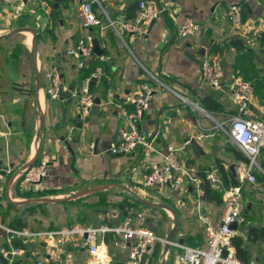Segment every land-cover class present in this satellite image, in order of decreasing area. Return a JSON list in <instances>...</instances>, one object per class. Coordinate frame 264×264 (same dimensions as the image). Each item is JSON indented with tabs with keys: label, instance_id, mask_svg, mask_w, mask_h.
I'll return each mask as SVG.
<instances>
[{
	"label": "crops",
	"instance_id": "obj_1",
	"mask_svg": "<svg viewBox=\"0 0 264 264\" xmlns=\"http://www.w3.org/2000/svg\"><path fill=\"white\" fill-rule=\"evenodd\" d=\"M85 1L7 3L0 0V203L19 208L35 204L47 208L70 206L76 222L69 226L63 225L60 215L40 214L38 209L33 215L23 216L27 221L25 228L34 231L113 227L129 214L138 213L142 219L135 220L134 224L165 240L175 217L177 228L173 243L202 247L206 240L197 212H205L218 220L223 212V196L221 203L203 199L198 174L213 171L219 181L222 174L232 175L240 185V168L246 164L241 160L246 157L220 127L228 126L233 117L256 120L264 116V0H153L160 13L149 34L142 38L121 29L119 35L111 28L103 32L83 29L76 7ZM139 1L98 0L105 15L117 24L137 16ZM42 2L49 6V15ZM231 6L241 8L240 27L228 20ZM94 11L106 23L96 4ZM188 19L197 30L181 38L179 28ZM16 30L20 31L14 33ZM87 34L94 37L101 55L95 54L87 61L86 68L79 70L66 51ZM101 56L108 60L101 61ZM201 58L220 61L219 88H212L200 79ZM35 66L41 80L39 90ZM51 68L59 70L65 93H69L65 98L52 100L46 96ZM97 68H103L105 78L91 86L95 105L82 120L78 107L80 84L84 76ZM148 74L156 76L164 86H157ZM141 83L150 84L156 90L140 122L149 148H137L125 156L112 155L108 148L119 141L124 122L117 108L104 105L107 93L113 92L115 103L124 106V98ZM240 84L248 88L245 100L237 103L233 92ZM171 149L177 150L181 164L195 171L198 186L177 173L172 187L146 188L143 180L148 167ZM34 159L35 166L45 164L46 176L38 191L44 196L24 198L23 192L37 193L27 189L19 176L20 170ZM258 160L264 169V152ZM256 172L252 173L256 183L245 182L241 196L246 195L245 191L248 196L252 194L253 190H245L246 185L257 187L258 191L264 189V183L256 180ZM220 188L221 182L219 187L211 189L220 191ZM246 210L249 214L253 212L250 206ZM81 219L88 224H79ZM249 219L247 225L264 224V219L254 216ZM238 233L237 237H243L241 224ZM108 235L112 238L107 242ZM7 239L6 233L0 234V251L7 252L6 264H37L38 256L45 259L47 252L55 250L62 253L63 264H89L87 249L76 247L74 239L57 244V248L52 242L8 243ZM96 240L104 264H123L128 253L127 243L112 233L99 235ZM16 242L25 249L13 247ZM157 246L159 251L155 255ZM248 246L254 258L252 262L264 264V245ZM163 248V243L153 246V260L146 264H169L170 257L175 259L179 253L177 247L170 245L164 259Z\"/></svg>",
	"mask_w": 264,
	"mask_h": 264
},
{
	"label": "built area",
	"instance_id": "obj_2",
	"mask_svg": "<svg viewBox=\"0 0 264 264\" xmlns=\"http://www.w3.org/2000/svg\"><path fill=\"white\" fill-rule=\"evenodd\" d=\"M11 3L15 0H1ZM98 5L106 17L104 23L94 11V5ZM45 13L50 14V8L45 3H41ZM138 14L135 18L125 20L117 24L110 20L100 6L98 0H86L76 7V14L81 27L85 30L98 29L103 32L106 28H111L119 35V29L126 34L136 38L146 37L149 34L150 24L154 21L160 10L153 0H141L137 4ZM228 20L234 26H242V13L239 6H231L228 12ZM197 30V26L191 20H185L179 28V36L186 38L191 36ZM94 37L87 34L75 43V45L66 51V56L72 59L77 69L86 68L87 61L95 57L93 50ZM264 49V47H263ZM103 62L107 57H99ZM198 74L203 82L209 84L212 88H219L222 76V66L218 59L206 61L205 59L199 65ZM157 86L164 85L156 78L148 74ZM105 78L103 68H97L85 77L80 84L78 107L80 118L84 120L90 109L95 105L94 95L91 91V82H100ZM49 84L45 90L46 96L52 100L60 99V92H65L59 70L51 68L48 73ZM246 84H240L233 92V100L240 103L246 98ZM155 88L147 83H141L135 86L124 98V106H118L115 103L113 92L107 93L104 105L117 108L120 118L124 122V129L120 131L119 141L108 148V152L115 156H125L131 154L135 149L149 148V143L145 132L140 127L144 112L155 94ZM130 107V109L128 108ZM227 129L221 126V130L233 141L237 149L246 157L247 163L240 168V185L226 190L223 194V212L218 220H214L205 212H197V221L201 226L205 245L202 247L185 246L174 244L179 253L174 259V264H254V262L242 263L235 255L232 246V239L238 236V226L244 222L241 214L240 200L242 185L245 182L253 184L255 177L253 171H258L264 176V171L257 163L261 152L264 151V116L261 119L248 120L241 117H233L229 120ZM36 149L39 148V141H36ZM177 173H180L188 182L198 186L199 179L193 169L187 168L181 164L178 152L175 149L169 150L157 162L150 164L148 172L144 176L143 184L146 188L157 186H173ZM19 176L22 184L35 192L40 190V184L46 176L45 164L23 167ZM205 181L210 188L220 186V181L213 171L205 174ZM142 219L141 214H129L122 223L113 226H101L98 228H86L82 226L72 228H62L56 231H34L28 228L11 229L0 225V228L7 234L8 243L14 241L26 242L34 240L37 242H52L53 247L62 244L65 240L74 239L76 247L87 249L90 258L89 264H104L102 260L103 253L100 252L97 243V236L106 233H112L122 242L128 244L127 257L123 264H139L142 255H149L148 261H151V248L157 243L165 244V240L157 236L153 231L142 226H136L135 220ZM237 224V229L233 230L231 226ZM87 236L85 243L82 244L84 236ZM57 248V247H56ZM16 252V251H15ZM15 252H12L15 253ZM165 254L162 258L165 259ZM2 258H6L7 252L0 251ZM46 264H63L62 253L58 250L47 252L45 256ZM147 261V262H148ZM0 260V264H1ZM37 264H43L37 261Z\"/></svg>",
	"mask_w": 264,
	"mask_h": 264
},
{
	"label": "trees",
	"instance_id": "obj_3",
	"mask_svg": "<svg viewBox=\"0 0 264 264\" xmlns=\"http://www.w3.org/2000/svg\"><path fill=\"white\" fill-rule=\"evenodd\" d=\"M87 76L88 75L84 76L83 79ZM241 160L242 162L247 163V159L241 157ZM259 166L261 167V165ZM198 176L199 178H201L200 187L204 193L203 199H207L209 201H215L216 203L222 202V196L224 194V191L236 187L238 185V180L235 176L232 175L226 176L225 174H222L220 176V182H221L220 191L212 190L204 179L205 174H198ZM255 176L258 182L264 183V176L262 174L256 172ZM21 195L24 198H37L40 196H44L43 192L33 193L30 191L23 192V194ZM61 203L65 204L66 202H61ZM40 207L41 204H35L32 206L23 205L22 208H19L14 204H9L7 206H4L2 203H0V224L2 226L5 225V227L11 229L25 228L27 227V221L26 219L23 218V216L33 215L37 209H40ZM12 213H16V214L19 213V215L12 216ZM247 223L248 222L244 220V222L241 224L243 230V237L239 236L232 239V246L235 250V255L237 259L242 263H249L252 262L254 259L248 245H261V244L264 245V224H257L254 226V225H247ZM0 234H5V233H3L2 230H0ZM111 238H112L111 235H108L106 237L107 242ZM12 246L15 248H21L23 250L25 249L18 242L13 243ZM4 248L6 249L7 246L4 245ZM158 251H159V247L157 246L154 251L155 255H157ZM0 260L2 261L3 264H6V260L2 258L1 255H0ZM173 260L174 258L173 256H171L169 260V264H172Z\"/></svg>",
	"mask_w": 264,
	"mask_h": 264
},
{
	"label": "rangeland",
	"instance_id": "obj_4",
	"mask_svg": "<svg viewBox=\"0 0 264 264\" xmlns=\"http://www.w3.org/2000/svg\"><path fill=\"white\" fill-rule=\"evenodd\" d=\"M25 63L28 66L29 65V57L26 56L25 57ZM227 127L224 128V130H226ZM259 158V157H258ZM257 163L259 164V160L257 159ZM264 171V170H263ZM258 172V171H257ZM261 174V173H260ZM256 183V181L254 182V184ZM249 188L252 191L251 196L247 195L248 191H245L246 195L241 196V200H240V207H241V213L244 217H246V221L250 222L251 216H254L255 219H264V197L262 195L263 192L264 193V189L262 190H257V187H252L250 188L248 185L245 186V190ZM67 205V204H66ZM61 205L59 207H52V208H47L46 205H43L40 209H38V212L40 210V214L44 213V214H58L60 215V218L62 219L63 225L64 226H69L72 223H75L76 220L75 218H73V215L70 213V206L69 205ZM247 206H250L251 209H253L252 213H248V211L246 210ZM58 208L59 210L57 211ZM45 216V215H44ZM79 224L86 226L88 224V222L86 220H82L79 222ZM153 259L151 258V261ZM154 262V261H153Z\"/></svg>",
	"mask_w": 264,
	"mask_h": 264
},
{
	"label": "water",
	"instance_id": "obj_5",
	"mask_svg": "<svg viewBox=\"0 0 264 264\" xmlns=\"http://www.w3.org/2000/svg\"><path fill=\"white\" fill-rule=\"evenodd\" d=\"M157 8L159 9V6H157ZM106 12L109 13V9H106ZM154 23H155V20L151 22V24H150V28L154 25ZM19 31H20V30H16L14 33H17V32H19ZM33 35H34V37H33V40H32V48H31V52H32V55L34 56V55H35V50H36V49H35V34H33ZM232 45L235 46L234 43H232ZM93 50H94V53H95L96 55H98V56L101 55V50L99 49V46H98V44H97L96 41H94V44H93ZM203 60H204V58H201V59L199 60V65L201 64V62H202ZM34 70H35L36 85H37V86H36V89L39 90V89L41 88L40 75H39V73H38V71H37L36 66H35ZM93 84H94V82H91V86H92ZM67 95H69V93L60 92V98H61V99H62V98H65ZM96 104H97V103H96ZM38 110L41 111V109L39 108V106H38ZM34 161H35V159L32 160L31 162H29V163L27 164V166H28V167L32 166L33 163H34ZM230 170H233V166H230ZM158 207H160V208H164V209H169V208H166V206H162V205H159ZM169 210H170L173 214H175L174 211H172L171 209H169ZM176 228H177V220H176V218L174 217V226H173L172 230L169 232L168 236H167L166 239H165V244H164V248H163V252H162L163 254H165V253L169 250L170 245L173 243V238H174V234H175ZM231 228H232L233 230L237 229V224H233V225L231 226ZM86 237H87V236L85 235L84 238H83V240H82V244L85 243V239H86ZM38 259H39V261H41V262H43V263L45 262V259H44L42 256H38ZM148 260H150V259H149V255H148L147 253H145V254L142 255V258H141L139 264H146Z\"/></svg>",
	"mask_w": 264,
	"mask_h": 264
}]
</instances>
